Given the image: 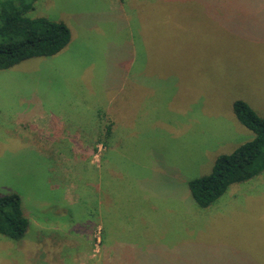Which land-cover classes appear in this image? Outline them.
<instances>
[{"label": "rangeland", "instance_id": "374dc122", "mask_svg": "<svg viewBox=\"0 0 264 264\" xmlns=\"http://www.w3.org/2000/svg\"><path fill=\"white\" fill-rule=\"evenodd\" d=\"M27 15L70 40L0 70V195L28 219L0 234V264H264V170L207 208L187 186L253 137L235 100L264 117V0H36ZM110 233L168 249L150 262Z\"/></svg>", "mask_w": 264, "mask_h": 264}, {"label": "trees", "instance_id": "16d2710c", "mask_svg": "<svg viewBox=\"0 0 264 264\" xmlns=\"http://www.w3.org/2000/svg\"><path fill=\"white\" fill-rule=\"evenodd\" d=\"M35 1L0 0V70L27 58L53 55L69 42L70 30L64 22L27 15ZM233 111L253 137L216 156L208 173L187 180L190 196L200 208L212 205L230 184L246 181L264 170V117L242 100L233 102ZM109 131L110 126H106L105 133ZM27 228L20 196L15 192L1 194L0 234L17 240Z\"/></svg>", "mask_w": 264, "mask_h": 264}, {"label": "crops", "instance_id": "0c3cea01", "mask_svg": "<svg viewBox=\"0 0 264 264\" xmlns=\"http://www.w3.org/2000/svg\"><path fill=\"white\" fill-rule=\"evenodd\" d=\"M111 94H112L111 102L118 100L119 94H117L116 91H113ZM103 108H104V102H103ZM110 111L112 113V110H110ZM97 112L101 116L104 111H103V109H100V110H97L96 113ZM79 128H85V126H82ZM79 128L76 127V129H79ZM167 207H165V208H167ZM161 220H162V218H161ZM109 235L110 236H108V238H106V239L103 237L105 240H108L109 242H111V244L109 245V249L113 250L115 247L119 248L121 246V248L124 249V250H122L123 254L128 253V249L131 252V254H133L136 252L135 250H133V248H138L136 246V244H138V245H140V247L137 250V252L139 251L140 253H142V251H146L147 252L146 254L149 253L147 255V257H145V258H147L150 262L155 261L154 252L160 254L161 252H164L168 249V245L166 243H162L163 241H165V239L157 238V237H161V236L151 237V236H148L147 234H143V235L138 236L140 238H136L135 235H133V236H120L119 234H112V233H110ZM123 242H125V244H123ZM109 252H111V251H109ZM114 253H118V252H114ZM158 256H160V255H158Z\"/></svg>", "mask_w": 264, "mask_h": 264}]
</instances>
